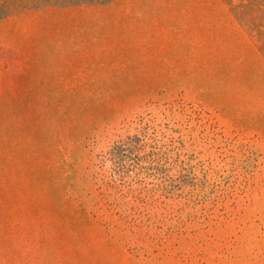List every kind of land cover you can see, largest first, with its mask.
I'll return each mask as SVG.
<instances>
[{
  "label": "rangeland",
  "instance_id": "rangeland-1",
  "mask_svg": "<svg viewBox=\"0 0 264 264\" xmlns=\"http://www.w3.org/2000/svg\"><path fill=\"white\" fill-rule=\"evenodd\" d=\"M0 264H264V0H0Z\"/></svg>",
  "mask_w": 264,
  "mask_h": 264
}]
</instances>
